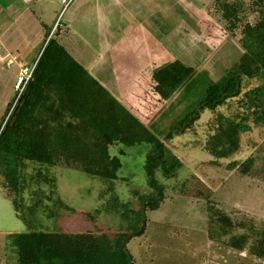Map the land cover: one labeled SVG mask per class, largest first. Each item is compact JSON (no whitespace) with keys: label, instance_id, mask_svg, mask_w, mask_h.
<instances>
[{"label":"rangeland","instance_id":"rangeland-1","mask_svg":"<svg viewBox=\"0 0 264 264\" xmlns=\"http://www.w3.org/2000/svg\"><path fill=\"white\" fill-rule=\"evenodd\" d=\"M135 1L141 6L138 18L152 21L158 46L149 75L126 74L133 86L126 91L124 103L163 140L181 165L172 177L156 168L154 177L164 198L156 209H150L140 198L154 193L145 171L149 144L109 146L110 154L121 160L115 180L91 176L63 160L55 165L24 161L20 216L12 202L14 193L0 174V264H16L9 233L41 229L106 233L112 238L128 231L135 219L138 227L144 226L140 235L127 242L136 263L264 264V257L249 251L256 232L264 228V126L250 118L251 129L239 133L238 148L228 156L215 157L206 149L218 117L239 121L244 114L238 102L242 92L263 83L264 76L242 75V92L237 97L214 110H200L198 119L183 133L171 139L164 136L171 124L197 107L208 83L224 84L237 71L244 50L242 28L245 23L264 26V11L254 9L258 3L264 8V0ZM223 2L239 4L229 18L222 16ZM134 6L135 2L126 5V13ZM55 25L50 31L59 23ZM17 66L0 63V120H5L14 101ZM168 79H177L178 85L165 95V87L171 84ZM248 158L251 163L244 171ZM138 210L141 214L137 215ZM220 217L234 224L230 234L248 233L245 249H232L227 236L214 234Z\"/></svg>","mask_w":264,"mask_h":264},{"label":"trees","instance_id":"trees-1","mask_svg":"<svg viewBox=\"0 0 264 264\" xmlns=\"http://www.w3.org/2000/svg\"><path fill=\"white\" fill-rule=\"evenodd\" d=\"M238 6L223 2L222 16L229 18L231 10ZM254 9L264 11L261 3ZM48 35L46 31V39ZM241 43L244 50L237 71L224 84L208 83L197 107L171 124L165 139L183 133L198 119L200 110H214L228 98L237 97L242 92V75L264 76V26L260 22L245 23ZM166 81L171 83L165 87L164 93L168 95L178 85V80ZM238 102L244 113L240 120L218 117L215 132L206 142V149L215 157H225L237 150L239 133L251 129L247 122L250 118L254 124L264 126V82L243 91ZM139 143L150 146L145 171L147 183L154 189L151 195H140V198L143 206L156 209L164 193L154 172L160 167L165 176H174L181 165L179 158L125 103L50 37L37 58L33 78L18 105L5 123L0 120V174L9 192L14 193L12 202L20 216L24 161L55 165L63 160L91 176L115 180L121 160L118 155L110 154L109 146ZM123 153L120 148L119 154ZM250 163L248 158L244 171L249 169ZM139 213L136 211L137 215ZM218 223L215 235L227 236V245L232 249H245L248 233L230 234L234 224L223 217ZM143 230L144 226L138 227V219H135L128 225V231H119L112 238L106 233L41 229L9 233L8 237L16 254V264H139L134 262L127 242ZM256 233L249 251L264 257V228ZM214 234L210 237H216Z\"/></svg>","mask_w":264,"mask_h":264},{"label":"crops","instance_id":"crops-1","mask_svg":"<svg viewBox=\"0 0 264 264\" xmlns=\"http://www.w3.org/2000/svg\"><path fill=\"white\" fill-rule=\"evenodd\" d=\"M134 2V9L126 13V5ZM134 2L71 0L60 12L61 0H0V63L19 69L37 62L48 38L53 37L124 103L126 91L133 86L126 74L149 75L158 46L152 21L138 18L141 6ZM58 18L59 25L50 35ZM141 63L145 67L139 71Z\"/></svg>","mask_w":264,"mask_h":264},{"label":"built area","instance_id":"built-area-1","mask_svg":"<svg viewBox=\"0 0 264 264\" xmlns=\"http://www.w3.org/2000/svg\"><path fill=\"white\" fill-rule=\"evenodd\" d=\"M61 1H62V8H61L60 12H63L64 9L69 5L71 0H61ZM58 23H59V18L57 19L55 27L57 26ZM53 30L50 31V35L53 33ZM35 66H36V61L32 64L21 65L19 67L16 79H15V83H14V90H15L14 101L11 103L10 110H9L5 120H4V123L9 118L11 112L13 111V107L15 106V104H17L19 102V99H20L21 95L23 94L27 84L33 78Z\"/></svg>","mask_w":264,"mask_h":264}]
</instances>
